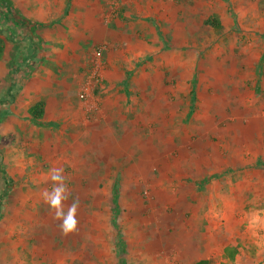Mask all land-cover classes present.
<instances>
[{
    "label": "rangeland",
    "instance_id": "obj_1",
    "mask_svg": "<svg viewBox=\"0 0 264 264\" xmlns=\"http://www.w3.org/2000/svg\"><path fill=\"white\" fill-rule=\"evenodd\" d=\"M72 7L97 26L77 73L89 80L101 49L93 97L76 90L78 116L52 129L0 131V264H188L200 237L217 261L229 241L246 247L232 264H264V0ZM112 70L127 99L111 110ZM53 166L79 199L74 234L41 199Z\"/></svg>",
    "mask_w": 264,
    "mask_h": 264
},
{
    "label": "crops",
    "instance_id": "obj_2",
    "mask_svg": "<svg viewBox=\"0 0 264 264\" xmlns=\"http://www.w3.org/2000/svg\"><path fill=\"white\" fill-rule=\"evenodd\" d=\"M79 1L4 0L9 13L0 4V131L52 129L70 114L78 116V109L82 105L78 102L76 90L83 81L80 82L81 74L77 73L86 63L83 61L88 50L81 47L85 45L82 37L97 28L87 23L93 16H89L86 7L78 19L73 17L72 5ZM76 20H79L80 26ZM62 31L66 32L65 36ZM78 46L82 52L76 50ZM108 58L109 64H112L109 53ZM136 64L135 61L134 66ZM110 68L117 66L110 65ZM116 74L119 73L112 70L105 75V82H108L106 93L100 96L101 88L99 91L98 98L106 109H115L127 99L126 80ZM37 103L42 104V116L34 120L28 111ZM202 239L199 238L198 254L188 264H194L201 258L211 264H223V259L226 260L225 264H232L244 255L246 247L239 250L236 247L238 252L233 259L230 258L228 252L232 244L228 241L217 248L218 254L223 256L221 262L217 261L216 251L210 250L212 247L205 249L201 246Z\"/></svg>",
    "mask_w": 264,
    "mask_h": 264
},
{
    "label": "clouds",
    "instance_id": "obj_3",
    "mask_svg": "<svg viewBox=\"0 0 264 264\" xmlns=\"http://www.w3.org/2000/svg\"><path fill=\"white\" fill-rule=\"evenodd\" d=\"M47 179L51 182V189L41 191V199L53 214V219L59 221L58 227L62 234L69 235L78 231L79 220L77 218L79 199H73L70 204V191L67 187V177L62 167H50Z\"/></svg>",
    "mask_w": 264,
    "mask_h": 264
},
{
    "label": "trees",
    "instance_id": "obj_4",
    "mask_svg": "<svg viewBox=\"0 0 264 264\" xmlns=\"http://www.w3.org/2000/svg\"><path fill=\"white\" fill-rule=\"evenodd\" d=\"M0 4L3 6V8L9 13L10 12V9L8 8V4L6 5V3H4V0H0ZM205 25H209V26H212L214 28H217L219 25H218V21L215 19V18H208L205 20ZM0 50L1 47H0ZM41 107H42V104L41 103H37L35 104L34 106H32L30 109H29V115L32 119L34 120H38L39 118H41L42 116V113H41ZM229 256L230 258L233 259V257L235 256V254L237 253V251L233 248L230 247L229 249ZM194 264H211L210 261H208L207 259L205 258H201L199 261H197L196 263Z\"/></svg>",
    "mask_w": 264,
    "mask_h": 264
},
{
    "label": "built area",
    "instance_id": "obj_5",
    "mask_svg": "<svg viewBox=\"0 0 264 264\" xmlns=\"http://www.w3.org/2000/svg\"><path fill=\"white\" fill-rule=\"evenodd\" d=\"M101 49L98 53H96V58H97V62H96V66L92 71V75L90 77V79H93L97 74H98V69L97 66L101 65ZM90 79L85 81L84 83H81L78 89V96L79 98L83 101V102H88L92 99L93 94H92V84L90 82Z\"/></svg>",
    "mask_w": 264,
    "mask_h": 264
}]
</instances>
